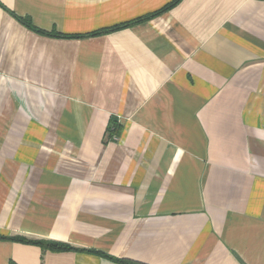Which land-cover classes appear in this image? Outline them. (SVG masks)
Listing matches in <instances>:
<instances>
[{"label": "crops", "instance_id": "0c3cea01", "mask_svg": "<svg viewBox=\"0 0 264 264\" xmlns=\"http://www.w3.org/2000/svg\"><path fill=\"white\" fill-rule=\"evenodd\" d=\"M171 1L0 0V264H264V0L75 37Z\"/></svg>", "mask_w": 264, "mask_h": 264}, {"label": "trees", "instance_id": "16d2710c", "mask_svg": "<svg viewBox=\"0 0 264 264\" xmlns=\"http://www.w3.org/2000/svg\"><path fill=\"white\" fill-rule=\"evenodd\" d=\"M179 1L180 0H173L170 3L166 4L163 8H161L157 12H154V13H151V14H147L145 16L139 17V18H137L135 20H131V21L126 22L124 24H121V25H118V26H114V27H111V28L98 30V31H95V32H92V33L86 34V35H77V36L74 35V36L75 37H84V36H88V35H93V36L100 35V34L108 33L110 31H113V30H116V29H119V28H124V27L130 26V25L136 24L138 22L146 21V20L154 17L158 13H162V12L168 10L169 8H171L173 5H175ZM21 21L26 26H28L29 28H31V29H33V30H35L37 32L43 33V34H47V35H51V36H67V35H62V34H60L58 32H55V31L46 32V31H43L41 29H38L36 26H34L32 24V22L29 19H22ZM112 130L113 129L110 128V134L111 135H112ZM0 239L1 240L23 241V242H26V243H34V244L41 245V246H43V247H45L47 249H51V250H54V251L82 250V249L74 248L73 246H71L68 243L55 241V240H29V239H26V238L20 237V236H3V235H0ZM113 259L115 261H118V262L123 263V264H145V263H141V262L125 260V259H119V258H113Z\"/></svg>", "mask_w": 264, "mask_h": 264}]
</instances>
